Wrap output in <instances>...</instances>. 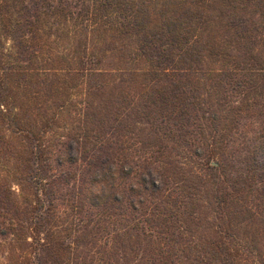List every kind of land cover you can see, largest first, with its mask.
I'll list each match as a JSON object with an SVG mask.
<instances>
[{
	"label": "trees",
	"instance_id": "1",
	"mask_svg": "<svg viewBox=\"0 0 264 264\" xmlns=\"http://www.w3.org/2000/svg\"><path fill=\"white\" fill-rule=\"evenodd\" d=\"M0 264H264V0H0Z\"/></svg>",
	"mask_w": 264,
	"mask_h": 264
}]
</instances>
